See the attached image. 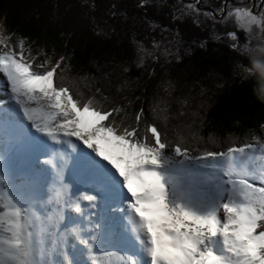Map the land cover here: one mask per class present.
<instances>
[{
    "label": "snow or ice",
    "instance_id": "6c2138e0",
    "mask_svg": "<svg viewBox=\"0 0 264 264\" xmlns=\"http://www.w3.org/2000/svg\"><path fill=\"white\" fill-rule=\"evenodd\" d=\"M178 12L173 19L231 22L238 52L251 51L238 33L248 42L264 34V0H223L213 11L196 0ZM33 43L0 25V264H264V122L243 138L204 141L193 113L170 136L186 99L176 116L157 101L150 119L143 104L110 94L109 73L85 95L68 79V57ZM137 43V67L159 59Z\"/></svg>",
    "mask_w": 264,
    "mask_h": 264
},
{
    "label": "trees",
    "instance_id": "16d2710c",
    "mask_svg": "<svg viewBox=\"0 0 264 264\" xmlns=\"http://www.w3.org/2000/svg\"><path fill=\"white\" fill-rule=\"evenodd\" d=\"M189 1L147 0L141 8V0H0V25L29 43L35 41L33 51L42 48L68 57V79L79 81L85 95L88 86H97L109 73L104 84L108 87L111 81L110 94L117 99L127 95L134 110L143 104L150 119L157 101H166L170 115L176 116L186 99L187 115L170 121V136H175L172 126L191 123L193 113L203 117L199 135L204 141L209 135L223 142L230 134L243 138L249 129L259 132L264 122V73L255 64H264V51L253 52V57L236 51L225 39L227 30L211 20L201 17L203 23L197 24L191 15L173 19ZM154 41L160 47L170 45L181 59L146 57L145 66L137 67V42L153 52ZM117 65H127L130 71L124 73ZM124 80L131 82L130 89L117 93ZM169 83L172 88L165 92Z\"/></svg>",
    "mask_w": 264,
    "mask_h": 264
},
{
    "label": "rangeland",
    "instance_id": "374dc122",
    "mask_svg": "<svg viewBox=\"0 0 264 264\" xmlns=\"http://www.w3.org/2000/svg\"><path fill=\"white\" fill-rule=\"evenodd\" d=\"M191 1H193V0H191ZM222 2H223V0H199V6L202 8V10L213 11ZM190 3H196V0H194L193 2H190ZM230 3H233V2H230ZM1 25H3V23ZM216 26L219 29L227 30V32L236 30L234 24H232L231 22L228 25L217 24ZM230 29H232V30H230ZM238 34H241V36L244 40V43L242 42V44L241 43L240 44L244 45L245 43H248V47L251 49L250 52L249 51H243L244 53H247L248 55L253 57V55H254L253 52H255V51L256 52H258V51L263 52L264 51V34H261L258 30L254 31V35L251 37L250 42L246 41L245 34L243 32H240ZM214 35H216V33ZM225 39L227 40V43L231 46L233 41L230 40V38L227 36V34L225 36ZM166 48L171 49L170 45H164V47H159V49L154 48L153 52H155V54L157 56H164L165 57L164 49H166ZM168 57H172V56H168ZM100 143H101V148L106 152V154H109V155H115L116 154L117 150L112 145H108V144H105L103 142H100ZM40 162H41V160H40Z\"/></svg>",
    "mask_w": 264,
    "mask_h": 264
},
{
    "label": "flooded vegetation",
    "instance_id": "af4514ba",
    "mask_svg": "<svg viewBox=\"0 0 264 264\" xmlns=\"http://www.w3.org/2000/svg\"><path fill=\"white\" fill-rule=\"evenodd\" d=\"M230 2L239 4V3H244V4H251V3H259V0H229Z\"/></svg>",
    "mask_w": 264,
    "mask_h": 264
},
{
    "label": "bare ground",
    "instance_id": "6f19581e",
    "mask_svg": "<svg viewBox=\"0 0 264 264\" xmlns=\"http://www.w3.org/2000/svg\"><path fill=\"white\" fill-rule=\"evenodd\" d=\"M41 158H45V157H44V156H41L40 159H41Z\"/></svg>",
    "mask_w": 264,
    "mask_h": 264
},
{
    "label": "water",
    "instance_id": "95a60500",
    "mask_svg": "<svg viewBox=\"0 0 264 264\" xmlns=\"http://www.w3.org/2000/svg\"><path fill=\"white\" fill-rule=\"evenodd\" d=\"M193 1H194V0H193ZM193 1H189L188 3L193 2Z\"/></svg>",
    "mask_w": 264,
    "mask_h": 264
}]
</instances>
